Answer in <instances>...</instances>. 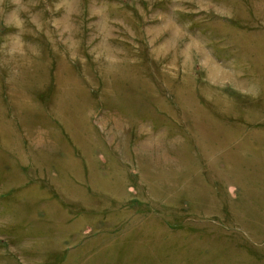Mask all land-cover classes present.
<instances>
[{"label": "rangeland", "instance_id": "1", "mask_svg": "<svg viewBox=\"0 0 264 264\" xmlns=\"http://www.w3.org/2000/svg\"><path fill=\"white\" fill-rule=\"evenodd\" d=\"M0 264H264V0H0Z\"/></svg>", "mask_w": 264, "mask_h": 264}]
</instances>
